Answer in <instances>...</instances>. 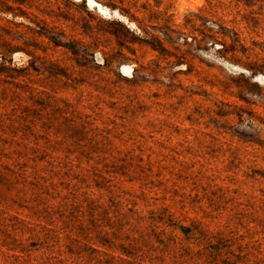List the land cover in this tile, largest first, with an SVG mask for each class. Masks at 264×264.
Instances as JSON below:
<instances>
[{
  "label": "rangeland",
  "instance_id": "obj_1",
  "mask_svg": "<svg viewBox=\"0 0 264 264\" xmlns=\"http://www.w3.org/2000/svg\"><path fill=\"white\" fill-rule=\"evenodd\" d=\"M93 1L0 0V264H264V0Z\"/></svg>",
  "mask_w": 264,
  "mask_h": 264
},
{
  "label": "trees",
  "instance_id": "obj_2",
  "mask_svg": "<svg viewBox=\"0 0 264 264\" xmlns=\"http://www.w3.org/2000/svg\"><path fill=\"white\" fill-rule=\"evenodd\" d=\"M7 1H11L13 3H18L21 5H24L28 2V0H7ZM112 2H120V3H124L126 0H111ZM237 1H244L246 3L247 6H251V0H237ZM114 4H112L113 6ZM145 8V7H144ZM216 35H222L224 38L229 37V31L220 26V25H216ZM246 143H250L252 145H257L260 148L264 149V142L260 141L257 138H253V139H246L245 140ZM179 229H181L185 234H188L189 229L179 226ZM202 239L203 241H201L204 245L205 248H203V251L206 252V254L204 253H197V255H200L201 257L206 255L208 257V264H239L240 262H243L244 259H247V255L245 256H235L234 251H226L225 248H228V240H223V239H218L215 236H205L202 234ZM207 251H210L211 254H208ZM238 251L240 253L243 252L242 248L239 247ZM125 255H131V253L127 252V251H123ZM231 256H235L236 257V261L231 262ZM248 260H244V262H247Z\"/></svg>",
  "mask_w": 264,
  "mask_h": 264
},
{
  "label": "bare ground",
  "instance_id": "obj_3",
  "mask_svg": "<svg viewBox=\"0 0 264 264\" xmlns=\"http://www.w3.org/2000/svg\"><path fill=\"white\" fill-rule=\"evenodd\" d=\"M90 1V4L93 5L94 4V1L93 0H89Z\"/></svg>",
  "mask_w": 264,
  "mask_h": 264
}]
</instances>
